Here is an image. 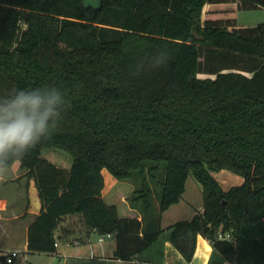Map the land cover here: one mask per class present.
Instances as JSON below:
<instances>
[{
  "label": "trees",
  "instance_id": "16d2710c",
  "mask_svg": "<svg viewBox=\"0 0 264 264\" xmlns=\"http://www.w3.org/2000/svg\"><path fill=\"white\" fill-rule=\"evenodd\" d=\"M229 1L264 8V0H0V96L49 86L67 102L51 137L8 165L19 161L38 189L28 251L55 252L70 216L86 234L114 235L115 258H132L168 230L187 261L201 234L214 252L208 264H264V21L203 18L207 3ZM49 149L68 164L43 156ZM222 169L242 183L224 189L213 175ZM106 171L136 180L125 200L142 219L103 197ZM190 175L203 210L161 227ZM151 182L162 189L158 210ZM7 252L0 264H16Z\"/></svg>",
  "mask_w": 264,
  "mask_h": 264
},
{
  "label": "crops",
  "instance_id": "0c3cea01",
  "mask_svg": "<svg viewBox=\"0 0 264 264\" xmlns=\"http://www.w3.org/2000/svg\"><path fill=\"white\" fill-rule=\"evenodd\" d=\"M257 9L264 12V8ZM252 10L256 9H238L237 2L233 1L207 3L204 6L203 18H231L235 19L237 26L249 27L254 26L257 23L252 24V22H250V15H246L244 12ZM242 16L244 20L241 22L240 19ZM262 21H264V19ZM19 164V161H15L9 167V169L13 171V174L10 175L12 176L11 178H6V176L9 177L8 174L1 177L0 173V182H4L3 184L14 182L21 187L23 186V189H15L17 190L16 196L18 197L15 201L16 203L21 204L22 208L11 212V215L7 212H2L0 215V228L3 229L4 237L10 241V245L0 247V253L12 250L19 251V254L22 252H29L36 256L34 257V264H208L214 255L210 241L201 234H198L196 237V248L193 258L190 261H187L170 241L169 231L164 230L156 241L143 251L135 254L132 258L128 260L115 258V247L108 250L104 245L105 237L101 240L100 235L95 231L86 234L84 226H82L79 222L76 223V217L70 216H67L63 220L60 227L56 231L57 250L55 252H30L27 249V230L30 223L39 214L41 202L34 180L24 176V170L23 172H20L21 168ZM226 170L227 169H222L213 173L218 181L223 179V182H220L221 180L219 181L220 184L225 183L228 185L226 187L222 186L224 189H228L233 186L228 183H242L243 178L241 176L236 179V177H233L231 173H228L229 170ZM217 174L220 175L217 176ZM122 183L123 182L118 181L106 172L105 187L102 191L103 197L106 200H110L109 196L113 194L112 190L116 189V193H121L120 195L123 202H127L125 197L131 190L129 192H125L124 190L129 188L123 187ZM192 190L193 191L190 193L189 199L185 200L187 193L186 183V189L180 202L173 204L161 214V227L166 228L170 224L179 220H189L198 210H203V199L202 197L200 199L198 197V191L199 193L202 192L201 188L194 185ZM193 201H195L196 204H194ZM0 203L4 206L7 205L6 200H1ZM156 205L157 208L155 207V209L158 210V199L156 200ZM8 214L11 217H9ZM123 216L138 217L139 219H142V214L138 210L131 208L128 203ZM163 219L166 221L165 224L163 223ZM19 238L21 239L20 244L18 243ZM18 256L16 257V264ZM224 264L230 263L224 262Z\"/></svg>",
  "mask_w": 264,
  "mask_h": 264
},
{
  "label": "clouds",
  "instance_id": "9594fccd",
  "mask_svg": "<svg viewBox=\"0 0 264 264\" xmlns=\"http://www.w3.org/2000/svg\"><path fill=\"white\" fill-rule=\"evenodd\" d=\"M165 59V54H160L154 58L153 66L161 65ZM66 107L64 93L56 87L14 88L0 96V173L50 138Z\"/></svg>",
  "mask_w": 264,
  "mask_h": 264
},
{
  "label": "rangeland",
  "instance_id": "374dc122",
  "mask_svg": "<svg viewBox=\"0 0 264 264\" xmlns=\"http://www.w3.org/2000/svg\"><path fill=\"white\" fill-rule=\"evenodd\" d=\"M83 1H84V3L86 5L99 6V4H100V0H83ZM244 13H246V15H250V22H252V24H256V23H258V22H260V21H262L264 19V12L262 10H260V9L247 11V12H244ZM247 13H250V14H247ZM243 20L244 19H243V16H242L240 21L242 22ZM52 151L53 150H50V149L49 150H44L43 151V156H46L48 158L52 157L54 159H57L56 161H54V160H52V161L55 162L58 165H62V164L64 165V164L67 163L65 156L59 155L56 152L53 153ZM65 155L68 158L70 157V155L67 154V153ZM21 171L23 172V169H21L20 172ZM226 171H228V170H226ZM228 173H231L233 175V177H236V179H237V177H240V175L235 174L233 172L228 171ZM6 174H8L9 177H7ZM12 174H13V171L11 169H9V167H7L6 171L1 173V177L3 175H5L6 178H11L12 176H10V175H12ZM164 174H165V164L162 163V167H161L160 171L157 173V176H158L159 179H162L164 177ZM219 175L220 174H217V176H219ZM220 180H219L220 182H223V179H220ZM227 181H228V179H227ZM3 183L4 182H0V202H1V200H6L7 201V205L4 206L3 204L0 203V215H1L2 212H7V213H9L11 215V212L17 211L20 208H22V205L16 203V201H15L18 198L16 196V193H17L16 191L17 190H15V189H21V188L23 189V186L21 187V186H19L18 184L14 183V182H9L7 184H3ZM123 183H124L125 186L128 185V188H129V189L124 190L125 192L126 191L129 192L130 190H132L133 187L138 186V184L136 183V180H128V181H124ZM186 183H187V193H186V196H185V200H188L190 193H192V191H193L192 189L194 188V185H197L199 188H201V185L197 182V180L192 175H190L188 177ZM221 184H220L221 186H225V187L228 186L225 183H221ZM228 184L238 185L237 182L236 183H228ZM151 185L154 188L153 206H154V210H155V207L157 208L156 200L158 198H160L161 193H162V189H161V187L159 185H157L155 183L151 182ZM112 192H113V194H111L109 196L110 200H107V202L115 203L117 205V208H118L117 209L118 210V214L123 216V214L125 212V208H127V203L128 202H123V200L121 199V195H120L121 193H116L117 192L116 189H113ZM116 194H118V195H116ZM198 197H199V199L202 197V192L199 193V191H198ZM193 202H194V204H196L195 201H193ZM10 215H9V217H11ZM165 222H166L165 219H163V223L164 224H165ZM102 236L105 237L104 245L107 247L108 250L116 247V238H115L114 235H112V234L109 235V236H108V234L107 235H100V237H102ZM18 243L19 244L21 243V239L20 238L18 239ZM6 245H10V241L7 240L4 237L3 229L0 228V247L6 246ZM34 257H36V256H34V254H31L29 252H22L18 256L17 264H34L33 263V262H35V258Z\"/></svg>",
  "mask_w": 264,
  "mask_h": 264
},
{
  "label": "built area",
  "instance_id": "2783aa9c",
  "mask_svg": "<svg viewBox=\"0 0 264 264\" xmlns=\"http://www.w3.org/2000/svg\"><path fill=\"white\" fill-rule=\"evenodd\" d=\"M109 235H111V234H108V236ZM218 237L219 238H222V239H226V240H231L232 239V235L230 234V232H226V233H219L218 234ZM100 239L101 240H103V236L102 237H100ZM7 255H8V257H7V262H11V258H13V257H16V256H18L19 255V251H16V250H12V251H8L7 252Z\"/></svg>",
  "mask_w": 264,
  "mask_h": 264
}]
</instances>
